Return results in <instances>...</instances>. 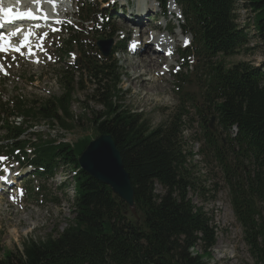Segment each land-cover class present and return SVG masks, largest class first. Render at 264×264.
<instances>
[{
	"label": "trees",
	"instance_id": "trees-1",
	"mask_svg": "<svg viewBox=\"0 0 264 264\" xmlns=\"http://www.w3.org/2000/svg\"><path fill=\"white\" fill-rule=\"evenodd\" d=\"M155 1L164 11L169 0ZM173 1L185 22V32L192 37L191 47L179 50L182 69H188V57L197 58L190 75L183 70L174 74V85L180 102L189 101L182 88L191 77L204 78L201 109L205 107L216 122L213 131L211 117L207 119L197 107L204 143L225 172L233 161L243 169L238 175L232 170L236 184L230 186L231 204L250 254L256 263L264 264V63L238 62L225 68L216 59L249 50L253 39L264 53V0ZM77 5L79 10L86 9L78 15L79 25L92 22L91 3L79 0ZM238 6L252 13L244 24L238 21ZM79 32L67 28L62 33L66 40L56 48L60 56L75 51L79 66L70 63L61 69L59 95L39 101L18 96L0 104V129L5 130L7 141L0 153L10 154L21 168L30 167L39 179H49L60 169L75 170L70 202L73 217L55 236L30 238L23 241L21 250L3 251L0 264H206L216 231L211 216L188 195L192 187L186 174L190 152L185 153L182 145L180 108L152 127L141 112L124 103L123 73L114 58L124 49L123 42L114 45L106 58L96 51L92 56ZM77 75L79 80L85 78L86 86H78ZM78 87L86 93L81 101L85 106L81 114H74ZM89 102L100 109H89ZM12 116H20L22 123L11 126L8 118ZM87 116L95 136L110 135L121 152L134 189V212L108 186L79 168L78 157L90 138L70 145L28 131L32 123L41 122L49 128L73 130ZM22 135L27 139H21ZM229 151L231 159L225 153Z\"/></svg>",
	"mask_w": 264,
	"mask_h": 264
},
{
	"label": "rangeland",
	"instance_id": "rangeland-1",
	"mask_svg": "<svg viewBox=\"0 0 264 264\" xmlns=\"http://www.w3.org/2000/svg\"><path fill=\"white\" fill-rule=\"evenodd\" d=\"M71 1L70 15L66 18H75L80 11L75 12V2ZM91 8L96 12L92 18V23L87 26L78 27L81 30L80 37L83 40L86 52L95 54V42L97 38H106L108 35L113 38L114 42L125 40V51L120 50L114 56L121 67L123 77L121 86L123 89L122 97L124 103L133 111L141 112L144 119L148 120L152 127L158 126L166 121L169 116L180 108L182 113V145L187 155L186 174L191 181L192 187L189 189V197L196 206H203L204 210L212 218V225L216 231V243L211 250V257L206 260V264H259L255 262L249 251V246L244 239V230L237 221L233 212L230 197V186L236 184L232 179V170L234 175L241 174L243 169L231 162L228 173L214 159L212 149L206 147L203 138V124L201 117L197 114V107L201 109L203 104V86L204 78L201 76L191 77L182 90L187 92L185 97L189 101L180 102V95L174 85L173 71L181 68V59L178 56V49L182 46V38L187 43L191 40V35L182 31V24L185 25L183 18L177 11V17L172 18L168 24L166 32L175 40L174 54L172 61L165 59L164 55L160 56V69L156 72H147L141 76L140 81L132 83L140 67L133 69L138 65L140 59L130 47L131 42L138 32L145 33L150 31L154 25L163 24L159 17H155L156 2L150 0V7L147 14L143 15V24L140 27L132 25L134 16L142 10L136 0H109L103 3L102 0H90ZM141 8V9H140ZM238 21L242 24L249 21L251 12L238 6ZM140 14V13H139ZM154 21L152 22V19ZM171 17L169 16V18ZM141 22V19L138 20ZM177 25V26H176ZM56 28V27H55ZM143 30V31H142ZM177 32V35H176ZM249 34L252 35L251 29ZM60 33H50L45 40L46 33H41L40 37L34 43L38 46L37 53L33 56H26L25 53L16 54L6 52L1 54L3 66L0 68V102L21 96L27 100L39 101L49 96L59 95L61 86L59 84L61 69L68 68L66 63L73 62L76 54L63 58L58 57V52L54 45L60 40ZM182 33V38L178 36ZM140 44V43H139ZM258 41H250L247 46L249 50H241L240 53L232 56L216 57L221 60L225 68H229L238 62H247L253 66H260L264 63V53L262 48L258 47ZM137 46V45H136ZM172 50V51H173ZM138 53V52H137ZM150 55V52H144ZM143 54V52L141 53ZM152 56V55H150ZM162 58V60H161ZM60 62V63H59ZM166 63L168 66L163 65ZM147 62L139 63V66L146 65ZM197 58L191 57L187 72L194 71ZM79 67V66H76ZM161 72V73H159ZM197 74V72L195 73ZM79 87L86 86V80L83 77L79 80ZM190 78V77H189ZM145 81V83H143ZM78 87V88H79ZM86 93L80 88L76 90L74 97L78 103H73L72 111L74 114L83 112V104ZM89 109L95 110L100 107L93 102H89ZM208 110L203 107L200 114L206 115ZM207 114V119H210ZM31 131H38L42 134H48L52 137L60 135L57 129L48 128L45 123H32ZM88 116L82 120V125H77L66 140L76 142L82 138L93 139L95 134L91 127ZM215 126V120L212 122ZM214 127V131H215ZM2 132H0V138ZM25 138V136H22ZM227 157L233 158L232 152H225ZM0 168L1 177L7 178V185L11 187L8 192L0 190V257L3 251L16 252L21 250L23 241L27 239L43 240L48 235L53 236L62 230L69 220L72 219L70 202L73 196L72 179L70 178V169L58 171L53 179L36 180L31 174L21 171L16 165H10L6 159H1ZM247 166V165H245ZM235 167H238L235 169ZM66 180V187H61L59 182ZM62 184V183H61ZM25 187V188H24ZM31 187V189L27 188ZM38 187V188H37ZM6 188V187H5ZM157 192H160L157 187ZM260 206V205H259ZM261 215L264 217L262 211ZM196 248L195 251H199ZM200 252V251H199Z\"/></svg>",
	"mask_w": 264,
	"mask_h": 264
},
{
	"label": "water",
	"instance_id": "water-1",
	"mask_svg": "<svg viewBox=\"0 0 264 264\" xmlns=\"http://www.w3.org/2000/svg\"><path fill=\"white\" fill-rule=\"evenodd\" d=\"M96 45L102 56L106 57L113 42L111 39L99 40ZM78 165L93 179L108 186L134 212V189L131 178L124 167L121 152L110 135L101 134L90 140L78 157Z\"/></svg>",
	"mask_w": 264,
	"mask_h": 264
},
{
	"label": "bare ground",
	"instance_id": "bare-ground-1",
	"mask_svg": "<svg viewBox=\"0 0 264 264\" xmlns=\"http://www.w3.org/2000/svg\"><path fill=\"white\" fill-rule=\"evenodd\" d=\"M139 4H140V7L142 8L141 11H139V13L137 15L134 16V20L132 22V25L135 26V27H140L142 24H143V15L141 14H147L148 12V8L150 7V4L148 3V0H139ZM23 6L24 7H28L29 6V2H24L23 3ZM140 8V9H141ZM154 11H156L155 7L153 6L152 7ZM141 19V22H139L138 20ZM19 22V21H18ZM25 21L23 22H19L21 24H23ZM8 25L6 26L7 28L8 27H13L16 25V22L15 21H10L7 23ZM3 24L0 25V29L3 28ZM143 31V30H142ZM153 32L150 31V33H148L146 36H144V33L143 32H138L137 35L134 36L131 44L133 45H138V49H136L137 47H135L134 49H136L135 52H138L140 51L139 54H137V56L140 58L138 60V65L136 66H133V69H136L138 67H140V70L138 71V73L133 76V79H132V83H136V82H139L140 81V78L141 76H143L144 74H146L147 72H156L157 69L161 67L160 65V56L163 54L164 56L166 55L165 59L168 60V61H172V56L170 55L172 50L174 49L175 47V41H172V39H170L169 35L166 34L165 32L160 34L158 37H155L153 36ZM176 35H177V32H176ZM154 38H153V37ZM178 36H180V34L178 33ZM182 38V37H181ZM185 40V38H182V42ZM140 41V42H139ZM146 41H150L152 42V48H151V51L157 47L158 49H160L163 53L160 54L157 49V51L153 50L152 52H156L154 54H152V56H150L149 54H146L144 52V50H147V49H141L143 47V42H146ZM32 42V41H31ZM140 43V44H139ZM35 49V46L32 45ZM143 52V54H141ZM162 60V58H161ZM142 62H147L146 65H141L139 66V63H142ZM165 64V66H168L165 62L163 63V65ZM3 66V62L0 61V67ZM162 69H160L159 71H161ZM161 73V72H159ZM143 83H145V81H143ZM4 178V177H3ZM5 179V178H4Z\"/></svg>",
	"mask_w": 264,
	"mask_h": 264
},
{
	"label": "snow or ice",
	"instance_id": "snow-or-ice-1",
	"mask_svg": "<svg viewBox=\"0 0 264 264\" xmlns=\"http://www.w3.org/2000/svg\"><path fill=\"white\" fill-rule=\"evenodd\" d=\"M0 12H4L5 14H11V9H5L0 7ZM28 14L30 15L31 13L29 12ZM0 159H4V158L0 157Z\"/></svg>",
	"mask_w": 264,
	"mask_h": 264
}]
</instances>
